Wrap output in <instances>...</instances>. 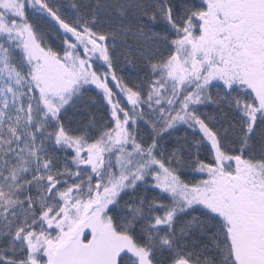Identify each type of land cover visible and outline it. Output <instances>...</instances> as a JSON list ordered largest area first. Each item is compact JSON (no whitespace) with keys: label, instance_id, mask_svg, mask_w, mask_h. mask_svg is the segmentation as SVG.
<instances>
[{"label":"snow or ice","instance_id":"1","mask_svg":"<svg viewBox=\"0 0 264 264\" xmlns=\"http://www.w3.org/2000/svg\"><path fill=\"white\" fill-rule=\"evenodd\" d=\"M69 7L0 0V264H264V0Z\"/></svg>","mask_w":264,"mask_h":264},{"label":"trees","instance_id":"2","mask_svg":"<svg viewBox=\"0 0 264 264\" xmlns=\"http://www.w3.org/2000/svg\"><path fill=\"white\" fill-rule=\"evenodd\" d=\"M59 2L65 5V10H67L69 12L72 11V9L69 7V5L71 4L72 0H59ZM33 22L36 23L42 30L51 31L49 29L48 24L45 23L44 20L34 19ZM50 41L54 45L59 43L58 39L55 38L54 34L50 35ZM122 69H123L122 74L124 75V77L127 80H129L130 82H133V83L136 81L138 75H140V76L143 75L142 72L138 73L136 69H134L133 67L128 66V65H122ZM93 111L96 112L97 118H99V116L104 114L103 108H99V106H98L97 109H93ZM70 116H71V122H72L73 126H75L77 121L84 120V119L87 118V113H76L75 115H72L70 113Z\"/></svg>","mask_w":264,"mask_h":264}]
</instances>
